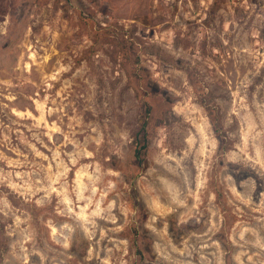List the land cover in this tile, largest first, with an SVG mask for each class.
<instances>
[{"label":"rangeland","instance_id":"rangeland-1","mask_svg":"<svg viewBox=\"0 0 264 264\" xmlns=\"http://www.w3.org/2000/svg\"><path fill=\"white\" fill-rule=\"evenodd\" d=\"M0 264H264V0H0Z\"/></svg>","mask_w":264,"mask_h":264},{"label":"trees","instance_id":"trees-1","mask_svg":"<svg viewBox=\"0 0 264 264\" xmlns=\"http://www.w3.org/2000/svg\"><path fill=\"white\" fill-rule=\"evenodd\" d=\"M151 113V107L150 106H148L147 107V119L143 122V125H142V130H141V133H143L144 135H145V137H147V135H148V125H149V114ZM146 144H144V146L143 147H139V149H137V153H136V155H137V158H140L141 156V150L142 149H146Z\"/></svg>","mask_w":264,"mask_h":264}]
</instances>
